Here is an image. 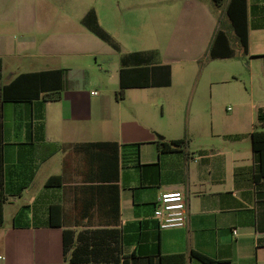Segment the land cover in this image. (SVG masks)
Here are the masks:
<instances>
[{"label":"crops","instance_id":"0c3cea01","mask_svg":"<svg viewBox=\"0 0 264 264\" xmlns=\"http://www.w3.org/2000/svg\"><path fill=\"white\" fill-rule=\"evenodd\" d=\"M225 8L220 16L212 0H0L2 264H70L65 230L74 232V248L83 239L97 246L85 264H161L170 255L203 264L193 252L218 264H264V179L255 177L251 139L264 130V107L257 121L240 109L228 127L192 131L189 120L180 134L183 103L191 91L192 118L196 68L218 31L234 56L210 62L249 57L264 77V0H246V50ZM90 13L87 24L116 47L85 24ZM100 58L115 59L116 88L92 89ZM122 70L126 86L149 87L122 89ZM219 70L213 85L233 77ZM167 102L174 104L164 124L156 108ZM159 140L186 143L159 153ZM174 191L186 197V225L161 230L155 204Z\"/></svg>","mask_w":264,"mask_h":264},{"label":"rangeland","instance_id":"374dc122","mask_svg":"<svg viewBox=\"0 0 264 264\" xmlns=\"http://www.w3.org/2000/svg\"><path fill=\"white\" fill-rule=\"evenodd\" d=\"M215 10L220 16L223 15V11L220 8L215 7ZM236 52H239V50ZM99 60V64L102 65L104 70L101 72L99 68H91L90 77L92 79V89L100 90L105 87L116 88L118 85V77L114 69L116 64L115 59L100 58ZM248 63L249 57L240 60L231 59L216 62H210L205 57L199 61L194 77L195 83L200 81L197 92L198 100L194 103V114L192 118L189 116L191 91L183 103L184 112L180 130L181 136H185L188 133L187 124L189 120L191 130L196 127H205L207 129H211L212 126L221 128L224 126L228 127V125L232 124L229 117L240 109L246 111L247 114L249 113L251 118L257 121L258 108L264 107V77L262 76L260 63L253 64L252 69ZM219 67H227L230 69L233 77L229 81H226L225 84L213 85L212 80L216 78L214 77L213 71L214 69H216V72L220 71ZM251 76L253 77L252 81ZM165 104L160 103L159 107L156 108V114L164 124L171 117L169 108L174 103L167 102ZM162 113H164V118H162ZM192 131L190 134L194 136V132ZM10 213L11 209L7 208L8 221L10 220ZM0 256V264H2L4 253L1 249Z\"/></svg>","mask_w":264,"mask_h":264},{"label":"trees","instance_id":"16d2710c","mask_svg":"<svg viewBox=\"0 0 264 264\" xmlns=\"http://www.w3.org/2000/svg\"><path fill=\"white\" fill-rule=\"evenodd\" d=\"M226 3V16L230 22V27L234 31L237 41L239 45L246 50L247 48V17H246V0H212L213 8H221ZM90 13L86 20L85 24L89 27V29L96 34L99 38H101L104 41L109 42L113 47H116V44L113 43V41L109 38L107 34L100 31L98 28V25L96 24L95 27H90V25L87 24V19L91 15ZM221 41H224L226 43V53L220 52L219 50V44ZM231 39H229L226 32L220 30L215 36V39L213 40V43L209 49L207 59L214 60L219 58H232L234 56V50L230 46ZM124 72L125 70H122L121 73V87L122 89L127 88H146L149 87V84L147 81L144 83H137L132 85V87L126 86L124 83ZM135 73H147L148 69H136L134 70ZM2 79V61L0 59V81ZM23 81L22 78L19 77V81ZM25 87L28 84H23ZM12 85H9L7 87H4L2 89V94L4 98H6L8 95H10V91L12 89ZM14 87V86H13ZM252 139V149L253 152L257 155L258 161H259V168L258 172L256 174V179H264V130H256L251 135ZM185 140H176V141H162L159 140L157 142V147L159 153H169L173 152L175 150H178L182 148L185 145ZM131 149H134V153L136 156H138L139 148L138 146H130ZM3 224V207H2V198L0 194V227ZM60 226V225H59ZM74 232L71 230H65L64 231V237H63V247H64V256L65 260H67L70 264H85L93 262L96 253H97V246L89 243L88 240L84 241L81 240V245L74 248L75 240H74ZM91 248V249H90ZM191 256L197 258L199 261H201L203 264H218L217 261L210 259L202 254L199 253H191ZM114 261L119 262V259H113ZM173 262L186 264V256L185 255H170V256H161V264H170ZM123 264H129L126 259H124Z\"/></svg>","mask_w":264,"mask_h":264},{"label":"built area","instance_id":"2783aa9c","mask_svg":"<svg viewBox=\"0 0 264 264\" xmlns=\"http://www.w3.org/2000/svg\"><path fill=\"white\" fill-rule=\"evenodd\" d=\"M153 218L161 230L184 227L187 221L185 195L179 191L162 193L155 204ZM233 235H238L237 230Z\"/></svg>","mask_w":264,"mask_h":264}]
</instances>
